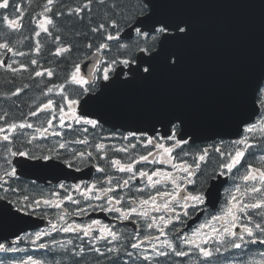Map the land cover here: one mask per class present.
<instances>
[{
  "label": "water",
  "instance_id": "water-1",
  "mask_svg": "<svg viewBox=\"0 0 264 264\" xmlns=\"http://www.w3.org/2000/svg\"><path fill=\"white\" fill-rule=\"evenodd\" d=\"M143 1L149 12L121 34L122 40H131L137 28L142 33L156 32L148 31L142 21L155 23L157 28L163 22H183L189 27L188 35L179 37L183 34L169 30L161 36L156 51L149 55L140 52L136 63L117 67L95 95L82 99L80 114L114 129L151 135L159 129L169 134L172 126L179 124V138L193 143L237 139L260 114L264 0ZM170 57L177 59L174 67ZM9 59L7 54L4 63ZM101 62L100 53L92 55L81 64V74L92 81ZM149 64L150 76L143 71ZM16 164L21 176L44 184L91 177V170L78 173L57 161L20 159ZM222 186L211 185L209 204L219 203ZM47 225L0 205V240Z\"/></svg>",
  "mask_w": 264,
  "mask_h": 264
},
{
  "label": "snow or ice",
  "instance_id": "snow-or-ice-1",
  "mask_svg": "<svg viewBox=\"0 0 264 264\" xmlns=\"http://www.w3.org/2000/svg\"><path fill=\"white\" fill-rule=\"evenodd\" d=\"M55 0H47L48 5H52ZM100 3H104V0H99ZM91 0H88L82 7L76 8L74 11L79 14L85 9L91 11ZM10 7L9 0H0V9H8ZM52 9L50 7H45L44 13H41L43 19L37 23V27L40 31H36L35 35L38 37L41 34V31L51 35V31L49 26L54 27V21L51 17L47 16L46 13L51 12ZM5 21H7V27L16 31H19L22 28V25L19 22V19H11L7 15L3 17ZM151 20V17H149ZM144 27L148 31H158L161 34H165L169 30H174L178 35L183 34L179 37H184L188 35L189 27L186 23L183 22H163V26L157 28L155 23L148 24L146 22H141ZM157 23H161L157 21ZM111 28L117 30V34H112L108 32L105 24H100L98 28H93V32H98L100 30H104L106 33V40H119V25L116 21H111ZM139 28H137V35H140ZM58 40L59 37H56ZM91 48V44L88 45ZM109 45L107 43L100 44L97 53H99L103 49H107ZM123 47V46H121ZM0 49H5L8 52H11L13 56L20 55L23 56L25 53L23 52H15L13 49L7 44H0ZM40 44L37 41L36 51L39 52ZM70 48L61 47L55 53L56 55H60L62 53L69 52ZM141 51L149 52L150 49L144 48ZM123 63L124 65H128L130 61L125 59L123 61H113V63ZM15 63V61H13ZM31 63L35 65L37 63L36 60H32ZM170 66H175L177 64V59H172L170 57L169 60ZM0 66H6L13 72L17 71L12 68L11 64L4 65V61L0 60ZM151 64L149 67H145L143 69L144 73H147L148 76L151 75L150 72ZM109 71L110 69H105L103 72V79L105 81L109 80ZM80 68L77 67L75 72L72 74L71 82L73 84L84 85L87 83L79 75ZM35 75L37 77H41L44 75L42 71H36ZM47 75L51 77L53 75L51 70H47ZM147 78V77H146ZM62 98L67 100V107L72 109L75 105L78 104V100L76 99H68L67 96L63 94V86H56ZM51 91V89H49ZM87 91V89H85ZM19 90L14 92L13 95H18ZM53 101L50 99L47 103L43 104L39 109L40 111L51 109L53 111L52 117L48 120L47 128H36L35 131L40 134L41 138H44V134L48 132V129L52 127V121L57 119L55 115V109L53 108ZM59 122L60 127H65V115H70L71 119L75 120L77 124L90 125L92 128H96L98 122L93 119H84L81 116L77 115L75 111L71 113L64 112V105L61 104L59 108ZM37 112H32L31 115H37ZM182 123V121H181ZM31 129L33 125L31 123L21 122L19 124L12 123L8 126L7 129L0 127V134H3L2 139L7 141L9 144L13 142L12 137L7 133H14L17 129ZM84 132H87L88 129L84 128ZM264 133V122H261L259 126H252L246 129L247 133L254 132ZM52 135H62L60 132L54 131ZM136 133H130L129 136L123 137L125 140H129L130 138H135ZM36 136H32V140H35ZM166 139L171 140L173 143L171 145H167L166 143H161L160 140ZM29 143L32 141L29 140ZM76 143L87 144V138L75 141ZM137 143H140L144 148H151L148 150L146 155H140L137 160L134 162L124 163L120 159L111 160V164L115 167V169L120 173L130 174L128 178L123 179V186L127 187L130 184V180H133L138 176L139 179L144 180L146 184V188H138L137 191L144 192L148 189L151 191L147 197H142L139 199L131 198L128 203L129 207L127 209L123 207H118L117 205H121L124 203V199L119 196L109 195L114 192V187H112V177L107 179V184L109 186L98 187L97 183H92L90 186H85L81 188V186H74V190L79 192L81 196L86 201L92 200H107V207L105 208L103 205L101 206V210H106L107 212H115L119 213V217L122 220H132L136 219V222H143L146 230L148 231V235H145L143 238L137 233L131 239L134 241L131 243L130 247L132 249H136L139 252L137 255L134 252L128 251L126 255L128 257H135L136 259H142L143 261H148L149 264H152V260L155 257H166L171 252L177 257H186L189 256L191 251H195L202 256L205 261L210 262L211 258L215 254H220L222 251H227L229 249L233 250H242L245 251L250 245H264V217L261 218L260 222H254L252 216L249 215L250 211L259 210L260 212H264V158L261 159V167H254L252 165H248L245 174L242 177L243 186H237L234 190V194H231L227 199V204L223 210L222 215H214L212 218L205 223L201 224L197 229H195L191 235H179V242L183 246H187L188 250H178L176 243L173 242L171 238H169V234L166 229H168L174 221L182 222L181 216L188 217L189 209H200L202 205L206 203V194L204 191H189L188 185L195 184L196 181L194 177L197 172L201 170V165L207 162V157L209 154V150L207 148L203 149L200 154H190L188 152L176 153L177 148H183V145L187 143L185 140L178 139L174 134L168 137H161L154 139L153 137H148L146 140H139ZM242 146V147H241ZM60 148H65V144L61 143L59 145ZM97 149L100 152H104L105 145L98 144ZM252 147V144L249 143V138L245 136L242 139H238L234 141V148L232 151L222 150L221 148H215V152L220 154L221 163L219 164L218 169L215 174L220 177L230 176L233 173V170L236 169L244 159L246 155V151L248 148ZM128 148H136V143H132L127 147H119L115 150L118 152H127ZM155 149V151H153ZM11 156H22L28 157L29 153L25 151H21L19 153L15 151H11L9 148ZM81 157L84 156V153L81 152L79 154ZM91 156V153H88ZM191 155L192 163H189L186 159H182L178 157H187ZM151 157V159H150ZM35 158V157H32ZM44 160H51L53 157L51 155L43 156ZM147 162L153 165H167L174 171H164L159 168H155L151 171L147 170H139L137 171L135 165L137 163ZM97 171L103 173L105 169L103 167H97ZM7 176L13 177L16 175V169L12 168L10 171L6 173ZM170 186V187H169ZM119 187V185H117ZM60 188H64V185H60ZM53 196H59V193H53ZM208 196L211 193L207 194ZM25 200L29 198L27 196L24 197ZM67 201L79 205L80 200L74 199L72 195H67L65 198ZM41 204L45 206H51L55 209H63L62 199H37L33 202V204L25 205V207H39ZM33 207V210H35ZM179 209V211H178ZM86 209H80V211H85ZM157 213L159 215H154ZM70 213L64 212L61 214L57 222H53L49 220V224L51 225V231L49 232H37L35 234V238L31 240L33 245H36L40 249H47L49 247L48 244L39 243L41 239L45 236H49L52 232H64V233H74L77 236L87 237L88 244L91 246L92 250L100 255H104L101 252V249L96 246L100 241H107L108 243L118 242L122 239V235L112 229L109 225L102 224L101 221L96 220L87 225L81 224H70L65 219L67 215ZM99 226V227H97ZM240 229V231H237ZM152 230H156L160 233L158 236H152ZM161 236L164 239H161ZM153 241H158L159 243H153ZM147 243L151 245V249L144 248L143 245ZM59 244L60 249L65 252L69 251L68 245H72L73 241L68 240L65 242H53L52 246L55 247ZM215 246V247H214ZM17 252L20 251L18 248H6L3 244H0V252ZM149 251L154 254V256L149 255ZM85 252L84 247H79L78 251L74 248L72 249V255L83 256ZM109 253H116L117 255L120 252L119 247H109ZM258 259L245 260L242 261L241 264H264V251H260L257 253ZM20 264H44L43 261L39 259H34L29 257L27 260L21 261Z\"/></svg>",
  "mask_w": 264,
  "mask_h": 264
},
{
  "label": "flooded vegetation",
  "instance_id": "flooded-vegetation-1",
  "mask_svg": "<svg viewBox=\"0 0 264 264\" xmlns=\"http://www.w3.org/2000/svg\"><path fill=\"white\" fill-rule=\"evenodd\" d=\"M104 72V71H103ZM103 72H101L100 75L97 76L95 81L91 84L88 82L84 85H78L71 83L68 87L63 88V92L65 93V96L68 97V99H76L78 100V104L75 105L72 109H69L67 107V100H63L61 104L64 105V112L65 113H71L72 111H75L77 115H79V104L80 101L83 99L84 96L87 94H95L100 89V85L103 81ZM111 76L109 75V79ZM84 79V78H83ZM85 80V79H84ZM86 81V80H85ZM108 81V80H107ZM87 89V91H85ZM56 104V103H53ZM55 115L57 119L53 120L52 127L48 129V132L44 134V138H41L40 134L35 131L36 128H47L48 123H31L33 125V128L31 129H17L14 133H7L12 137L13 142L9 144L7 141H4L2 139L3 134H0V147L6 149L10 148L11 151H15L17 153L21 151H25L29 153L30 158H42L43 156L51 155L53 158H57L63 162H65L69 167L75 168L77 170H83L86 168H94V174L90 180L82 181V182H62L60 184L51 185V186H43V185H36L37 190H39V194L37 197H33L29 194V189L27 188V185L29 184L27 180L20 179L17 177V175L13 177H9L6 175L8 171H10L13 166V160L17 156H11L10 152L5 155L3 163L0 165V201L5 200L11 204L14 205V207L20 211L23 209H30L31 211H35L36 213H42L43 211L48 212H67L70 214H75L79 217H84V220L80 222L81 225H87L93 221L99 220L102 222V224L109 225L112 227V229L122 235V239L118 241V244L120 247L119 256L125 259H136L135 257H128L126 255V252L131 251L139 255L138 250L132 249L129 245L126 247L124 246V243L127 244L128 242H134L131 238L139 233L141 238H143L145 235H148V231L145 228V225L143 222H136V219L133 218L132 220L138 226V232L131 231L132 228L125 226V220H122L119 217V213L115 212H107L106 210H101V206L103 205L105 208L107 207V200H92V201H86L79 192H76L74 190V186H81V188L85 186H90L92 183H97L98 187H104L109 186L107 184V179L109 177H112V187H114V192L110 193L109 195L119 196L124 199V203L121 205H117L118 207H123L127 209L129 207L128 201L131 198H142L147 197V195L153 191L151 189H148L144 192L137 191L138 188H146V184L144 180H141L138 178H134L133 180H130L129 186L125 187L123 186V179H126L129 177L130 174L127 173H120L118 172L115 167L111 164V160L113 159H120L124 163L128 162H134L139 158L140 155H146L148 150L151 148V146H148V148H144L140 143H137L139 140H146L148 137H151L148 134H137L135 138H130L129 140L123 139L125 136H129L130 132H125L121 129H112L109 126H106L104 124H101L98 122L96 128H92L90 125H84V124H77L75 120L71 119L70 115H65V127H60L59 122V108H55ZM50 111L51 115L50 118L54 114L51 109L46 110V112ZM80 116V115H79ZM82 117V116H81ZM84 119H91L89 117H82ZM94 120V119H93ZM0 126H3V128L7 129L8 126L12 123H21L26 122L25 118L22 117H11V116H3L0 117ZM87 128L88 131L84 132L83 129ZM60 132L62 135L56 136L52 135V133ZM174 135L177 137V134L174 133ZM32 136H36L35 140H32ZM154 139L161 138V137H168L167 135H164L162 132H157L154 136H152ZM87 138L88 143L82 144V143H76L75 141L82 140ZM31 140L32 142L29 143L28 141ZM161 143H166L167 145H171L173 141L162 139L160 140ZM63 143L65 144V148H60L59 145ZM136 143V148H128L127 152H118L115 149L119 147H127L128 145ZM98 144H104L105 150L104 152H100L97 149ZM221 148L222 150L226 151H232L234 148V141L230 140H223V139H217V140H211V141H202L198 142L196 144H191L189 142L185 143L183 145V148H177V153L181 152H188L190 154H200L202 153L203 149L207 148L209 150V154L207 157V162L201 165V170L197 172L196 176L194 177L196 183L188 185L189 191H204L206 193L208 187L210 186L211 182L215 179H217L219 176L215 174L216 170L219 167V164L221 163L220 154L215 152V148ZM242 147V146H241ZM155 151V149H153ZM83 152L84 156L81 157L79 154ZM88 153H91L92 155L89 156ZM182 159H186L189 163H192L191 155L187 157H178ZM151 159V157H150ZM248 165H250V152L247 150L246 155L244 159L242 160L241 164L233 170V173L230 174L229 177L231 179V187L229 188L230 191L225 192L223 195V200L217 210H214L211 206L206 203L201 206L200 209H189V216L183 217L181 216L182 222H176L174 221L173 224L166 229L169 238L173 240L176 245L179 242V235L180 232L185 229L189 222L197 217H201L199 222L189 231H186V233H183V235H191V233L197 229L201 224L205 223L206 221L210 220L212 216L214 215H222L223 210L227 204V199L231 194H234L235 188L238 186L241 182L240 179L236 181V176L245 174ZM103 167L105 171L103 173L97 171V167ZM135 168L137 171L139 170H147L151 171L155 168H159L164 171H174L167 165H160V164H151L147 162H141L137 163L135 165ZM18 181V182H13ZM13 182V183H12ZM32 185V184H31ZM60 185H64V188H60ZM119 185V187H117ZM170 187V186H169ZM53 193H59V196H53ZM67 195H72L74 199H79L80 204L76 205L69 201H67L65 198ZM27 196L29 199L25 200L24 197ZM62 199L63 203V209H55L51 206H45L41 204L39 207H35V210H33V207H25V205L33 204V202L37 199L43 200V199ZM80 209H86L85 211H80ZM179 211V209H178ZM69 214V215H70ZM98 214H106L109 218L114 220L116 224L110 225L109 223L105 222L104 220H101L98 218ZM154 215H159L157 213H154ZM250 215V212H249ZM75 217V216H73ZM128 221V220H127ZM68 223L70 224H76L72 222L71 219L68 220ZM99 227V226H97ZM152 236H158L160 233L156 230H152L151 232ZM161 239H164L163 236H161ZM130 243V245H131ZM153 243H159L158 241H153ZM0 244H3L6 248H11L12 245L7 243L6 241L0 242ZM144 248L151 249V245L145 243L143 245ZM11 254L12 252H0V264H12L11 263ZM116 254V253H114ZM172 253L170 252L168 256H170ZM149 255L154 256L151 251H149ZM167 257V256H166ZM164 257H155L152 260L159 262Z\"/></svg>",
  "mask_w": 264,
  "mask_h": 264
},
{
  "label": "trees",
  "instance_id": "trees-1",
  "mask_svg": "<svg viewBox=\"0 0 264 264\" xmlns=\"http://www.w3.org/2000/svg\"><path fill=\"white\" fill-rule=\"evenodd\" d=\"M87 2L88 0H55L52 5H48L47 0H9L10 7L0 9V44L7 43L13 51L25 53L23 56H14L17 71L4 70L0 67L2 109L39 108L45 101L54 99L57 93L56 86L69 83L76 68L97 52L100 44L109 45L107 49H103L108 54L118 52L108 60L109 69L122 64L119 62L114 64L113 61L125 59L133 61L136 53L141 49L148 48L153 51L156 48L158 36H138L132 41L120 39L108 41L104 30L92 31L100 24H105L108 32L117 34V30L110 26L111 21L114 20L119 25L118 35H120L145 12L142 0H104V3L91 0V11L85 9L79 14L74 11ZM45 7L52 9L46 15L53 19L54 27L49 26L51 35L41 31L40 36L37 37L35 32L40 31L37 23L43 19L41 13H44ZM5 15L14 20L19 19L22 28L19 31L8 28L7 21L3 19ZM56 37L59 39L57 40ZM37 41L40 44L39 52L36 51ZM89 44L91 48L88 47ZM61 47L70 48V51L56 55ZM2 50L0 49V52ZM32 60H36L37 63L33 65ZM47 70L52 71L51 77L47 75ZM36 71H42L44 75L37 77ZM18 90L19 94L13 95ZM260 101L264 105V94L260 96ZM7 114V112L1 113V115ZM49 240L51 242L49 247L37 251L34 257L44 264H124L118 257L107 253L108 244L105 241L96 244L104 253L100 255L92 250L87 237L57 234ZM68 240L73 241L72 245H68V252L63 251L59 246H52L54 241L66 243ZM79 247L85 249L83 256L72 255V249L78 251ZM260 251H264V247L259 244L250 245L246 250L247 254L242 250L229 249L215 254L210 262L197 255L194 264H241L245 260L258 259L257 253ZM175 260L176 258H172L171 263L189 264V259L186 257ZM140 264L146 263L143 261Z\"/></svg>",
  "mask_w": 264,
  "mask_h": 264
},
{
  "label": "bare ground",
  "instance_id": "bare-ground-1",
  "mask_svg": "<svg viewBox=\"0 0 264 264\" xmlns=\"http://www.w3.org/2000/svg\"><path fill=\"white\" fill-rule=\"evenodd\" d=\"M115 52H116V51H115ZM121 54H122V53H121ZM121 54H120V55H121ZM123 54H124V52H123ZM2 108H3V107L0 105V110H1Z\"/></svg>",
  "mask_w": 264,
  "mask_h": 264
}]
</instances>
